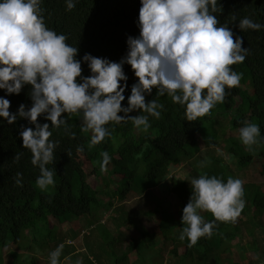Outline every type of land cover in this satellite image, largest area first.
Returning a JSON list of instances; mask_svg holds the SVG:
<instances>
[{"label":"trees","instance_id":"16d2710c","mask_svg":"<svg viewBox=\"0 0 264 264\" xmlns=\"http://www.w3.org/2000/svg\"><path fill=\"white\" fill-rule=\"evenodd\" d=\"M140 7L141 0H75V7L71 11L66 10L65 0H43L41 4L47 27L66 35V43L78 47L77 59L82 60L86 53H90L114 62H119L125 56L128 36L139 35L137 21ZM217 7L215 15L220 23H228L234 34L243 38L242 47L249 51L242 63L231 66L241 75L239 85L226 88L224 101L217 103L210 114L189 122L184 118V107L173 103L170 97H158L164 109L159 119L149 117L151 127L146 133L136 129L130 120L119 124L113 122L106 126L111 135L96 145L91 143L86 132L81 131V117L72 115L66 126L50 129L53 133L50 140L59 143L54 151L55 163L48 165L49 169H55V184L46 190H41L36 184L39 168L32 165V153L23 148L19 135L24 127L34 128V125L20 118L14 124H8L0 118V247L29 238L32 230L36 235L37 226L42 221L50 223L53 218L59 224H66L87 217L96 205L95 210L100 215L97 219L93 216L89 218V225L98 228L101 238L111 241L109 244L116 248L119 237H114L101 223V215L108 213L115 201L114 198L103 200L99 190L97 178L101 171L98 166L102 161L100 154L104 151L111 157L107 168L111 165L110 173L118 175L120 179L114 191L119 200H124L129 192H146L159 186L174 169L188 163L192 165L189 175L192 178L206 173L209 177L216 176L226 182L230 176L224 157L211 154L206 157L203 167L198 166L199 162L195 164L201 151V141L213 144L223 136L226 150L234 155L239 166H248L257 154L258 165L264 175V139L257 145L255 154L247 150L237 135L243 121L247 120L260 126L261 137L264 138V29L243 32L231 25V15H236L237 20L249 17L254 22L264 24V0H217ZM124 71L129 79L122 106H127L131 86L138 78L130 65H125ZM82 75H91L83 62ZM30 90L31 86L27 85L19 95L11 96H6L5 91L0 90V97L10 100V112H17L22 103L31 107ZM155 98L156 89H153L151 95H146V102ZM219 107L228 116L217 113ZM130 115H139V112ZM221 117H226L228 123L225 124ZM38 122L51 125L43 116L38 117ZM227 128H230L232 135L227 136ZM78 147L83 151L78 152ZM17 153L22 154L18 162L14 159ZM18 172L22 173V186L15 183ZM172 181V191L176 197L173 201L157 199L161 201L158 222H155L153 211H146V222L140 226L141 238H133L121 256L116 250L115 258L111 254L105 256L106 264L109 258L111 263L108 264H162L163 238L174 244L169 253L173 252L178 257L177 264H242L233 258V247L240 238L241 224L264 216V190L258 185L243 184L245 207L242 212L251 210L250 219L241 221L239 215L234 222L217 221L210 237H201L190 247L188 239L181 241L179 236L184 227L181 223L183 208L192 195L191 185L184 180ZM199 214L205 222L215 219L210 212ZM128 220L133 222L131 217L124 218V222ZM247 231L255 235L254 229L248 228ZM252 242V250L264 261V251L259 252L257 239L254 238ZM180 246L184 247L182 254L178 251ZM75 253L62 250L60 264L66 254L74 256Z\"/></svg>","mask_w":264,"mask_h":264},{"label":"clouds","instance_id":"9594fccd","mask_svg":"<svg viewBox=\"0 0 264 264\" xmlns=\"http://www.w3.org/2000/svg\"><path fill=\"white\" fill-rule=\"evenodd\" d=\"M42 3L0 0V90L6 96L19 95L30 85L32 101L31 107L22 103L17 112H10V100L0 97V118L8 124L20 118L34 125L24 127L19 135L23 148L32 153V165L39 168L36 184L41 190L55 184V169L48 165L55 163L59 142L50 140V129L66 126L72 115L81 117V131L91 132V143L96 145L111 135L106 126L113 122L130 120L146 133L151 127L149 117L159 119L164 109L158 97H170L184 107L186 121L193 122L224 101L226 88L240 83L241 75L231 66L242 63L249 49L242 47L243 38L235 35L228 23H220L215 15L217 0H141L139 35L128 36L127 52L119 62L90 53L77 59L78 47L66 43V35L47 27ZM65 3L68 11L75 7V0ZM231 22L243 32L264 29V24L249 17L237 20L231 15ZM82 62L90 69V76L82 75ZM125 65L131 66L138 80L131 86L127 106H122L129 79ZM153 89L156 98L146 102ZM133 112L139 115H130ZM41 116L51 125L39 123ZM239 135L248 151L264 139L260 126L247 120ZM21 155L17 153L14 159L18 162ZM100 155V170L106 172L111 157L107 151ZM15 183L22 186V173H16ZM190 185L192 195L183 208L184 227L179 239L187 238L191 247L201 237H210L217 221L234 222L245 201L239 178L229 177L224 182L205 173L191 179ZM204 211L215 219L205 222L199 214ZM63 247L61 244L49 253V264H60ZM89 259L95 264L93 257ZM76 264L82 262L77 260Z\"/></svg>","mask_w":264,"mask_h":264},{"label":"rangeland","instance_id":"374dc122","mask_svg":"<svg viewBox=\"0 0 264 264\" xmlns=\"http://www.w3.org/2000/svg\"><path fill=\"white\" fill-rule=\"evenodd\" d=\"M216 112L228 116L220 107ZM221 119H224L223 122L225 124L228 123L226 117H221ZM86 134L91 138V132H86ZM228 135H232L230 128H227ZM237 135L240 136L239 133ZM226 146L225 136L213 144H206L204 141H201V151L195 160V164L204 162L206 157L211 154L222 158L224 157L229 167L228 174L230 177L239 178L247 186L250 184L258 185L264 190V175L261 174L260 166L258 165L259 159L256 154L258 146H253V151L256 154L254 156L255 159L245 167L239 166L234 155L226 150ZM191 168L192 165L189 163L185 164L180 168L174 169L171 176L159 186L146 192H129L124 200H119L115 196L114 191L119 186L120 179L118 175L110 173L111 165H109L106 172L100 170L101 173L97 180L99 181L98 185L101 198L103 200L105 198V201L112 198L115 199V201L113 200L114 206L109 209L108 213L101 215V223L110 230L114 237H119V243L116 244V248L109 244L111 241H107L104 237L101 238L98 228H93L89 225V218L94 217L97 219L100 215L95 210L97 206L94 205L92 214H89L87 217H82L79 220H74L66 224H59L53 218H51L50 223L42 221L37 226L38 233L36 235L35 230H32L29 233V238L25 237L19 243L12 242L7 247H0V264H49V253L61 244L64 246L63 252H76L74 256L66 254L62 258L61 264H76L77 260H80L82 264H92L93 260L89 259L90 256L94 258L95 264H106L105 256L108 257L111 254L115 258V250L121 256L128 249L133 238H141L142 227L140 226L141 223L146 222V215L144 214L146 211H153L155 222H158L160 218L158 207L161 201L157 199L173 201L176 194L172 191V179L190 182L193 179L189 176ZM121 184L123 183L121 182ZM247 211L240 214L239 219L241 221L246 222V220L250 219L251 210L250 212L249 210ZM129 217L132 218L133 222L130 220L124 222V218ZM140 219L142 222H140ZM241 225L240 238L238 241H235L233 247V258L242 262V264H264L260 256L252 250V241L256 238L259 252L264 251V216L259 219H253L248 224L242 223ZM248 228L254 229L255 235L250 234L247 231ZM161 244L164 246L162 249L163 259H160V262L162 264H177L178 257L173 252L169 253L174 248V244L171 241L166 242L164 238ZM92 245H94V248H92ZM178 251L179 254H182L184 247L180 246ZM98 254H101V256ZM131 257L132 260L135 259L133 253ZM108 263H111L110 258L107 261Z\"/></svg>","mask_w":264,"mask_h":264}]
</instances>
